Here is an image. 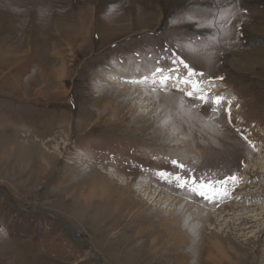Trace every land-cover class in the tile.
Listing matches in <instances>:
<instances>
[{"label": "rangeland", "instance_id": "obj_1", "mask_svg": "<svg viewBox=\"0 0 264 264\" xmlns=\"http://www.w3.org/2000/svg\"><path fill=\"white\" fill-rule=\"evenodd\" d=\"M172 53L218 111L153 91ZM173 159L239 182L206 201ZM261 166L264 0H0V264H264Z\"/></svg>", "mask_w": 264, "mask_h": 264}, {"label": "snow or ice", "instance_id": "obj_2", "mask_svg": "<svg viewBox=\"0 0 264 264\" xmlns=\"http://www.w3.org/2000/svg\"><path fill=\"white\" fill-rule=\"evenodd\" d=\"M163 60H168L169 64H161V61ZM155 64V70L151 73V75L154 78L153 83H156L158 80L161 91L168 92L175 89L176 91L182 93V96L194 97L203 104H215L216 107L213 108L214 112L219 110L223 98L219 96L212 97L209 93H205L199 88L198 81L193 83L192 77L195 76L196 73L178 55L172 53L170 55L160 56L155 59ZM178 66H182V68L187 71L186 77L177 74ZM147 79L148 77L145 76L140 81L133 80L131 82L142 83ZM220 79H222V77ZM182 85L184 87H182ZM188 88L191 90H187ZM153 91H155V89H153ZM228 104L230 105L231 101H228ZM225 111H229L230 117V110L226 109ZM229 123H231L230 118ZM170 163L174 169L183 171H176L173 173L160 169L156 172V175L169 184H174L178 188L185 189L193 194L199 195L203 197L204 200L209 202L216 201L219 198L228 197V192L226 190L228 182L231 181L233 184L239 182V177L235 174L225 176L223 179H203L188 173L187 166L182 162L173 159ZM218 185H224V187H217Z\"/></svg>", "mask_w": 264, "mask_h": 264}, {"label": "bare ground", "instance_id": "obj_3", "mask_svg": "<svg viewBox=\"0 0 264 264\" xmlns=\"http://www.w3.org/2000/svg\"><path fill=\"white\" fill-rule=\"evenodd\" d=\"M124 72V71H123ZM114 74H116V73H114ZM127 74H124V76H126ZM140 80H142V79H140ZM139 80V81H140ZM207 81H211V80H208V79H206V80H203L200 84H199V88L200 89H202L203 91H206V90H208V89H210L211 87L209 86V84L207 83ZM143 83V82H142ZM157 83V82H156ZM156 83H154V84H156ZM211 84H213V82H211L210 83V85ZM204 87V88H203ZM156 88H159V87H156ZM160 90V89H159ZM197 108V107H196ZM199 109V108H198ZM195 110V109H194ZM171 133V132H170ZM172 135H173V133H171ZM192 143L191 142H188L187 143V146H188V150L189 151H194L195 149H194V147H192L193 145H191ZM262 155V154H261ZM256 160V159H255ZM258 161H260V158L258 159ZM262 162V161H261ZM247 166H249L248 164H247ZM263 166V165H262ZM261 166V171H264L263 170V167ZM249 168V167H248ZM255 169V168H254ZM244 183V182H243ZM126 190H127V193H120V192H118L119 193V195H121V196H123V198L124 197H126V196H128V195H130V188H129V185H128V183L126 184ZM131 186V185H130ZM148 189H146L145 188V191H147ZM162 190H161V188L160 189H158V193H157V195L154 197V199H156L157 198V196L160 194V192H161ZM147 192H149V190L147 191ZM149 194H150V192H149ZM242 196H243V193L241 194ZM245 196H246V194H244ZM246 198V197H245ZM240 199H241V197H240ZM251 199V198H250ZM245 200V199H244ZM250 201V200H249ZM250 207V206H249ZM227 207H225V208H223V211L222 212H224L225 211V209H226ZM238 208V207H237ZM239 210L238 211H241L242 209L244 210V209H246V207H245V205H244V203H242V204H240L239 205ZM174 210V209H173ZM206 210H207V214H209V215H214L215 216V218L218 220V218L217 217H223V216H225V214H222V213H220V212H216V211H213L212 209H207L206 208ZM229 215V214H228ZM232 215V214H231ZM233 215H235V214H233ZM238 216H239V214H238ZM241 216V215H240ZM237 218V217H236ZM235 218V219H236ZM211 218L209 217L208 219H207V221H209ZM238 219V218H237ZM202 220H204V221H206L205 219H202ZM220 220L222 221V220H225L224 218H220ZM219 220V222L221 223V221ZM100 223V222H99ZM173 223H176L177 224V228L175 229V232H174V234L176 235V237H177V240L179 241H182L183 239H184V234H182V233H180V232H178L180 229H181V227H180V224L181 223H178L175 219L174 220H172V221H170V220H168V219H165L164 220V223H163V225H164V227L166 228V230H170V228H171V225L173 224ZM194 223V222H193ZM227 225V224H226ZM96 250V249H95Z\"/></svg>", "mask_w": 264, "mask_h": 264}, {"label": "water", "instance_id": "obj_4", "mask_svg": "<svg viewBox=\"0 0 264 264\" xmlns=\"http://www.w3.org/2000/svg\"><path fill=\"white\" fill-rule=\"evenodd\" d=\"M101 261H103V260H101ZM104 262V261H103ZM104 263H106V262H104Z\"/></svg>", "mask_w": 264, "mask_h": 264}, {"label": "built area", "instance_id": "obj_5", "mask_svg": "<svg viewBox=\"0 0 264 264\" xmlns=\"http://www.w3.org/2000/svg\"><path fill=\"white\" fill-rule=\"evenodd\" d=\"M76 235V234H75ZM76 236H78V235H76Z\"/></svg>", "mask_w": 264, "mask_h": 264}]
</instances>
